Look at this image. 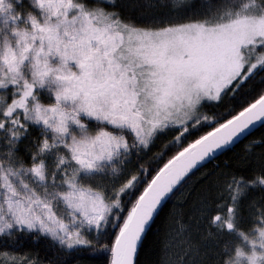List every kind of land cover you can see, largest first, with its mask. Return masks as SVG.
Listing matches in <instances>:
<instances>
[{
  "label": "snow or ice",
  "instance_id": "1",
  "mask_svg": "<svg viewBox=\"0 0 264 264\" xmlns=\"http://www.w3.org/2000/svg\"><path fill=\"white\" fill-rule=\"evenodd\" d=\"M257 125L264 0H0V264H264Z\"/></svg>",
  "mask_w": 264,
  "mask_h": 264
},
{
  "label": "trees",
  "instance_id": "2",
  "mask_svg": "<svg viewBox=\"0 0 264 264\" xmlns=\"http://www.w3.org/2000/svg\"><path fill=\"white\" fill-rule=\"evenodd\" d=\"M261 137H264V128H258L256 129L251 135L247 136V138H244L242 142L238 143L236 147H234L230 152H228L226 155H220L219 160H214L212 164L209 165L208 169H205V171H208L211 169L214 165L222 164L224 162H230L232 158H234L236 155L240 154L244 147L249 144L252 140H259ZM187 193L191 195L193 199L197 196V192L193 189H186ZM177 198L173 199L168 204V209H171L173 205L178 203ZM167 211V209H166ZM159 228V221L156 222V224L153 225L151 230L147 233L143 244L141 246V260L142 264H154V261L157 258L158 254V241H157V231ZM84 256V260L82 264H95V261L91 259L92 254H82Z\"/></svg>",
  "mask_w": 264,
  "mask_h": 264
},
{
  "label": "water",
  "instance_id": "3",
  "mask_svg": "<svg viewBox=\"0 0 264 264\" xmlns=\"http://www.w3.org/2000/svg\"><path fill=\"white\" fill-rule=\"evenodd\" d=\"M260 126L259 125H257V127L253 130V132L256 130V129H258ZM252 132V133H253ZM244 138H242V140H243Z\"/></svg>",
  "mask_w": 264,
  "mask_h": 264
}]
</instances>
